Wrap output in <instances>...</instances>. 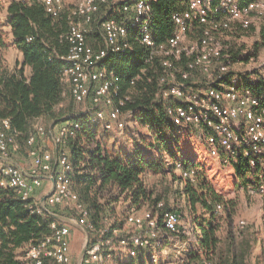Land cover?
Listing matches in <instances>:
<instances>
[{
	"label": "built area",
	"instance_id": "obj_1",
	"mask_svg": "<svg viewBox=\"0 0 264 264\" xmlns=\"http://www.w3.org/2000/svg\"><path fill=\"white\" fill-rule=\"evenodd\" d=\"M39 1L53 18L62 17L64 0ZM132 2L124 5L123 20L106 17L100 21L104 44L96 47L88 42L87 33L109 0H80L67 16L69 29L65 38L70 49L63 57L66 63L60 70V78L69 85L76 102L91 103V108L84 113L92 109V119L101 128L123 132L128 126L125 116L133 118L138 111L124 109L129 101L133 102L131 96H122L120 77L101 66L108 55L131 48L129 32L135 28L138 42L147 49L146 61L159 57L164 67L156 97L178 101L166 109L174 123L179 127L210 128L204 138L213 156H219L221 150L235 156L237 146L244 145V155L251 166L260 165L264 169V98L239 89L238 76L230 84L225 82L224 74L231 69V61L216 37L219 31L230 29L234 24L245 30L264 27V0H188L184 10L173 14L175 30L165 43H157L148 27L150 3ZM195 23L202 25V32L190 40ZM183 57L188 58L185 70L177 65ZM194 69L203 74L202 88L189 84ZM34 127L27 140L31 163L23 168L14 157L20 151L17 133L11 131L10 119L0 116L1 184L12 187L26 201L31 213L54 218L49 232L36 241H29L17 257L23 264H113L109 258L119 249L133 258L141 252L152 251L151 258L156 261L157 251L165 245L170 233H182L188 239L198 240L196 224L191 222L182 228L181 214L174 209L165 211L161 221L151 209L131 208L122 228L111 229L114 219H108L104 227L96 229L89 219L87 206L73 186L71 153L61 148L73 132L65 123L59 124L54 132L39 124ZM47 134L56 145V153L38 145L39 139ZM193 174L192 170L183 172L184 178ZM250 191L264 194V184L251 187ZM59 208H71V217L61 216ZM215 211L222 212L223 205L217 204ZM245 224L244 220L239 221L240 227ZM72 225L86 235L76 263L71 253ZM93 235L97 236L93 238ZM204 264L212 262L206 260Z\"/></svg>",
	"mask_w": 264,
	"mask_h": 264
},
{
	"label": "trees",
	"instance_id": "obj_2",
	"mask_svg": "<svg viewBox=\"0 0 264 264\" xmlns=\"http://www.w3.org/2000/svg\"><path fill=\"white\" fill-rule=\"evenodd\" d=\"M147 2L151 5L148 27L157 43H165L175 30L173 14L184 10L188 0ZM126 3L133 2L109 0L108 6L96 15L93 22L97 24L98 34L100 21L104 18L112 17L119 21L125 18L123 7ZM3 8L0 0V12ZM7 13L13 43L22 52L23 59L17 62L14 70L8 68L5 59L8 43L0 18V116L10 119L11 131L17 133L20 150L29 147L30 152L27 140L35 130L37 118L47 117L69 126L73 133L66 138L70 137L73 186L87 206L89 219L96 229L104 227L108 219H114L111 229L122 228L124 217L131 208L141 210L152 207L151 210L162 221L164 212L171 209L163 204L161 194L155 192L146 177L171 176L174 183L182 186L177 190L186 198L194 223H199V209L209 215L208 222L202 223L198 247L184 251L182 258L185 264H204L206 260L214 264L220 243V225L215 207L222 204L224 209L226 199L207 180L206 173L194 160L177 157L181 150L180 127L166 113V109L178 101L156 97L160 79L165 74L164 67L159 57L146 61L147 49L138 42L137 30L131 28L129 32L131 48L108 55L101 66L120 77V94L130 95L133 101H129L124 109H138L133 119L150 136L149 139L142 137V145L137 139L129 137L127 143L133 144L132 151L113 153L107 147V133L110 132L102 128L100 133V125L92 119L91 113H82L84 116L74 114L76 101L69 85L60 78V70L66 63L63 57L70 49V43L65 38L69 29L67 16L53 18L39 0H12ZM201 32L202 25L195 23L191 34L193 39L198 38ZM251 56L252 53L240 55L234 52L231 59H249ZM187 63L188 58L183 57L177 65L185 70ZM26 67L32 69L30 76L25 72ZM195 74L203 76L198 69H194L189 84L204 86L205 81H194ZM235 76L239 77V89L264 98V74H259V70L236 73L230 69L224 74L225 82L230 84ZM178 77H181L180 73ZM75 124H79L78 129ZM210 131L208 127H201L199 136L205 137ZM244 148V145H238L235 156L221 150L219 156L223 162L233 165L239 182L250 189L264 184V169L260 165L251 166L249 158L244 155ZM176 170H180L179 176ZM191 170L194 171L193 176L184 178L183 172ZM1 180L0 177V264H23L17 258L16 250L47 234L54 218L31 213L26 201L12 187L2 185ZM110 191L114 194L106 199L104 192ZM122 197L129 199V204L120 215L116 204ZM128 264L134 263L128 261Z\"/></svg>",
	"mask_w": 264,
	"mask_h": 264
},
{
	"label": "rangeland",
	"instance_id": "obj_3",
	"mask_svg": "<svg viewBox=\"0 0 264 264\" xmlns=\"http://www.w3.org/2000/svg\"><path fill=\"white\" fill-rule=\"evenodd\" d=\"M72 1L75 4L80 2V0ZM110 1L118 2L122 0ZM91 28L94 29L91 36L88 34V41L90 44L93 42L96 44L95 46H98L102 41L100 34H98L97 24L93 23L89 31ZM216 37L223 44L225 54L230 57V61L234 52L240 55H244L246 52L252 53L249 59L241 57L232 60L231 69L233 71L238 73L255 69L259 70V74H264V27L257 26L245 30L234 24L230 29L219 31ZM13 51L15 50L8 48L6 56L8 52L9 56ZM15 55L14 59H17V54ZM198 79L205 81L202 75L195 74L194 81ZM194 88L198 87L194 86ZM199 88H202V86H199ZM74 106V114L80 116L87 108H91V103L89 101L85 103L75 102ZM90 111L92 113V109ZM125 119H127L129 125L127 126L128 131L126 129L123 132L108 131L110 133H107V147L110 152L130 153L133 144L127 143L129 137L137 139L141 145L140 140L142 137L149 139L150 134L139 124L137 125L132 117L126 115ZM60 123L64 122H57L46 117L35 123V125H42L47 131L54 132L57 130L56 125ZM99 129L100 132L102 128L100 127ZM200 129V127L195 126H183L179 128L181 132V150L178 152L177 157L179 159L187 157L194 160L196 165L206 173L207 180L223 193L226 199L225 203H223V211L218 213L220 243L218 253L213 262L214 264H264V194H253L249 188L243 187L242 183L239 182L233 165L223 162L220 156H213L209 152L205 138L199 136L198 131ZM99 135L98 133L97 138ZM66 139L65 144L61 148L70 152L71 146L68 142L70 137ZM38 145L43 150L53 152L56 150V145L50 134L42 136L38 141ZM14 157L27 168L30 164L29 147H23L17 154H14ZM176 173L179 176L180 170H176ZM146 180L156 193L161 194L162 202L168 209L177 210L181 214L180 224L182 228L194 222V217L189 210L186 198L177 190L181 189L182 186L174 183L171 176L167 178L147 176ZM45 188H48V183L45 185ZM112 194H114L112 191L104 192V197L108 199ZM128 204L129 199L125 200L123 197L118 201L116 206L120 215H122L123 211L127 210ZM151 208L144 207L141 210ZM59 210L61 216L71 217V208H59ZM197 215L200 218L196 226L197 229H201L202 223L208 222L209 215L205 214L202 209L198 210ZM241 220L246 222L242 227L239 226V221ZM72 229L71 253L73 262L76 263L82 252L86 235L75 225H72ZM202 231L203 229L200 232L198 231V237L202 236ZM95 236L97 235H93L92 237L94 238ZM196 241V238L188 239L182 233H170L165 245L158 249L156 261L151 258L152 251L141 252L139 257L133 258L121 251V249L117 250V258L114 257L116 254L114 253L109 260L113 264H128V261H132L134 264H185V260L182 258L184 251L188 250V248H184L185 244H193L191 248L196 249ZM26 246L27 244H24L16 250L17 257L24 252ZM191 248L189 247V249Z\"/></svg>",
	"mask_w": 264,
	"mask_h": 264
},
{
	"label": "crops",
	"instance_id": "obj_4",
	"mask_svg": "<svg viewBox=\"0 0 264 264\" xmlns=\"http://www.w3.org/2000/svg\"><path fill=\"white\" fill-rule=\"evenodd\" d=\"M2 2H3V5H4V8H3V10L0 12V18H1V21H3V23H4V26H3V29H4V31H5V39H6V42L8 43V48L9 49H14L15 51H13V52H11V54L8 56V53H7V56H6V52H5V59H6V64H7V66H8V68L10 69V70H14L15 69V67H16V65H17V62H21L22 61V59H23V54H22V52L16 47V45L13 43V41H14V36H13V34H12V31H11V26L8 24V16H7V7H8V5L10 4V2L12 1V0H1ZM77 4H75V3H73V1L72 0H64V4H63V8H62V16L63 17H65V16H68L69 14H70V11L72 10V8L74 7V6H76ZM98 28V27H97ZM93 29L94 28H91V30L89 31L90 33V35L89 36H91L92 35V32H93ZM99 34H100V37H101V44H99V45H103L104 44V41H103V39H102V34H101V32H100V29H99ZM89 42V41H88ZM92 45L93 46H95L96 44L95 43H93L92 42ZM96 47V46H95ZM7 48V49H8ZM15 54H17V59H14V57L16 56ZM25 72H26V74L28 75V76H30L31 75V72H32V69H31V67H26V69H25ZM43 118L42 117H40V118H37L36 120H35V123H38L39 121H41ZM130 123H131V121H130ZM136 123V122H135ZM57 127L59 126V124L58 125H56ZM55 126V127H56ZM129 126V125H128ZM127 129V131H128V127L126 128ZM131 130V129H130ZM55 153H56V150L54 151ZM17 162L19 163V160H17ZM30 163H31V161H30ZM23 168H25L24 166H23V164H21V163H19ZM30 165V164H29ZM28 168V167H27ZM200 230L201 229H198V231L200 232ZM192 245L193 244H185V247L184 248H188L189 249V247L191 248L192 247ZM196 245H197V247H198V240L196 241ZM117 256H118V253H116L115 255H114V257H116L117 258Z\"/></svg>",
	"mask_w": 264,
	"mask_h": 264
}]
</instances>
